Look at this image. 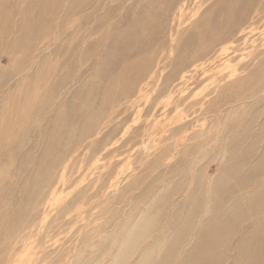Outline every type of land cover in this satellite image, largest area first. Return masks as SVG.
I'll return each instance as SVG.
<instances>
[{
    "label": "bare ground",
    "instance_id": "bare-ground-1",
    "mask_svg": "<svg viewBox=\"0 0 264 264\" xmlns=\"http://www.w3.org/2000/svg\"><path fill=\"white\" fill-rule=\"evenodd\" d=\"M97 1L70 0L67 4L66 0H0V57L6 51L7 60L15 61L14 70L4 69L0 75V164L6 163L7 153L2 152L4 146L12 147L14 140L20 139V149L26 147L37 129L33 121L30 135L24 134L27 111L23 107L31 103L32 97H46V101L40 105V112L45 108L48 111L47 104L53 98L55 99L51 107L58 97H61L60 103L65 104L64 100L70 89L61 96L60 93L70 85L75 78V70L78 69L77 64L72 67H66V64L75 55L82 37L89 33L92 22V16L88 15L83 22L80 21V16L89 11ZM185 1L135 0L127 5L128 0H104L97 9L96 12H101L105 6L111 5L109 10L98 18L94 31L91 32L92 36L85 40L83 71L74 86H70L72 98L65 112V125H61L62 122L59 121L63 105L59 104L53 125L46 126L44 132L42 130L45 134L49 130L46 148L40 153L41 157L36 161L37 166L35 165L33 173L21 187L20 198L15 199L14 195L9 194L8 205L7 201H4L9 207L5 210L1 208L3 212L0 214V222L11 219V223L3 248L6 253L0 258V264H15L18 260V264H46L47 259L52 256V252L47 251L43 257L26 262V256H19L18 247H24L23 250L27 253L32 246L26 243L29 236H22V233L36 222L38 208L43 205V201L47 203L52 185L62 180L66 186L70 184L65 179L66 172L58 178L55 171L62 166L67 171L74 161L71 160L67 165L68 157L77 150L76 147L83 140L100 133L97 130L101 116L106 115L108 121L113 123V111L117 106L115 103H121L138 92L141 80L148 73L147 67L144 66L145 60L146 63L151 60L148 50L150 46L145 47L149 39L143 37L141 29L146 26L156 29L157 24L162 23V27L167 25L166 30H172V35L177 33L173 40L176 45L172 46V62L168 65L174 69L167 75L160 73L161 90L155 95L152 104L145 107L147 115H151L158 107V99H166L165 94L184 71L197 66L202 59L214 53L216 31L228 38L223 40L224 44L237 35L248 33L247 30L251 29V26L258 25L262 19L259 16L264 11V0H243L241 5V0ZM40 2L42 4L38 6ZM259 2L262 3L257 9L256 4ZM64 6L68 7L66 14L62 15L60 37L51 46L50 43L56 40L53 31L58 28L57 21ZM166 7L169 11L168 19L164 18ZM119 15L120 19L117 20ZM32 16H35V24L32 23ZM174 24L176 28L174 26L173 29ZM183 25L188 26L180 29ZM32 30L35 35L31 39L32 47L29 49L27 43L31 40H27ZM262 33L264 34V31ZM248 42L249 40L242 36L232 50H225V54L227 51L243 52L235 57V64L227 68L223 82L221 80L222 84L217 93L214 92L217 94L215 101L211 100L212 104L210 102L209 107L205 109V112L209 113L214 112L215 107L223 109L229 106L226 115L229 111L228 119L233 121V116L240 110L236 121H232L229 127L225 125L227 135L222 137L216 133L214 137L201 143L184 146L181 144L175 154H170L171 146H168L166 153L162 148L159 151L156 149L154 153L157 155L149 156L148 166L132 175L126 187L117 192L111 206L105 207L100 213H86L85 221L90 218L89 215H92V221L95 218L101 220L107 217L112 207L117 206L109 218L80 234L82 246L76 251L73 259L69 260L68 256V245L72 244L70 242L51 264H97L100 261L99 264H264V152L260 159L249 167L264 141V38L252 48L248 46ZM102 52L103 58L96 64L92 75L89 72ZM29 59L30 65L27 64ZM15 72L18 73L10 79L9 76ZM23 72L25 74L8 87L9 83ZM58 73L62 75L58 83L52 80V77L49 81V76L56 78ZM81 82L80 87H77ZM60 84L64 85L62 89L58 86ZM147 87L150 88L151 84ZM240 88L243 94L238 92ZM179 90L180 93L185 92V88ZM193 91L189 90L183 98H179L175 104V112H179L188 98L197 96L193 95ZM143 98H137L133 108L147 104L148 100L143 102ZM168 98L170 100L166 105L171 107L175 99L169 96ZM198 104V101H192L189 108ZM249 116L251 120H248ZM137 117L134 118V125L140 123ZM260 118L263 121L257 130L254 124ZM129 119L125 117L121 124L107 132L99 142L98 139L97 142L92 141L93 154L105 150L109 144L107 142L123 129ZM191 122L172 128L170 135L167 134L166 138L162 136L161 139L175 140L177 133L188 128ZM154 124H158V121ZM211 124L214 126L213 122ZM61 131L65 135H60ZM220 139L222 140L219 141ZM61 140L65 143L64 147L61 146V152H58ZM246 145L247 148L243 150ZM31 157L32 154L27 153L22 158L20 169L14 173L15 185H18L21 174L29 168ZM219 158L216 172L208 180V167L204 165ZM164 165L166 167L161 169ZM71 167L69 173L76 174L77 168L74 164ZM102 169V172H105L102 178L87 183L78 193L73 188L72 199L59 211V217L72 212L80 216L84 211L82 207H85L87 202L97 201L101 193L104 195L103 190L107 184L105 181L108 182L113 171L107 170L105 166H102ZM87 178L85 179L84 174L85 182ZM12 186L14 185H8ZM2 195L0 191V201ZM42 196L44 197L39 200ZM108 196L109 194L106 200ZM235 197L237 200H234ZM103 203L105 201L99 204L102 206ZM35 209L37 210L34 212ZM4 217L5 219L1 220ZM56 219L52 223H44L45 238L58 226ZM248 222L249 226L245 225ZM78 231L71 228V232ZM43 239L39 240L40 243ZM92 239L99 240L102 245L101 248L100 245L90 248L94 253L89 255L88 263L85 257L88 255L87 247ZM234 240L236 244L233 246ZM112 243L115 244V249H112Z\"/></svg>",
    "mask_w": 264,
    "mask_h": 264
},
{
    "label": "rangeland",
    "instance_id": "rangeland-1",
    "mask_svg": "<svg viewBox=\"0 0 264 264\" xmlns=\"http://www.w3.org/2000/svg\"><path fill=\"white\" fill-rule=\"evenodd\" d=\"M103 1L104 0H98L97 3L92 8L89 9V11H87V12L85 11L80 16L81 22H83L88 15L92 16V22L90 23V29L88 31L89 33L82 37V40L80 41V44H79V46L75 52V55L67 62L68 64H66V67H69V66L72 67L75 64H77L78 69L75 70V73H74L75 78L73 79V81L70 83V85L65 90H63V92L61 91V93H60V96H61L62 94H64L65 92H67L70 89V92L65 97V100H64L65 104L60 103L61 97H58L57 102L54 105H52V107H51V104L54 102V99H55V98H53L47 104L48 105V111H47V108H45L42 110V112H40V105L46 101V97H43V96L37 97V98L32 97L30 100L31 103L29 105L23 107V109H25V111H27V115H26L25 120H24V127H25V133L24 134H25V136L30 135L29 130L31 128L33 121H35V126L37 127L36 131L32 134L31 139L28 142V144L26 145V147H23L22 149H20V146L22 145V143L20 144V142H21V141H19L20 139H16V140H14L15 143L13 144L12 147L4 146L2 148V152L7 153V154H6V163L2 162L0 164V180L2 181L0 183V191L3 194L2 195L3 198H1L2 201H0V214L3 212V210H5L6 208L9 207V206H7L9 203V194L14 195L15 199L20 198L21 187L24 185L25 180L33 173V170L35 169V165L37 166L36 161L39 160L43 150L46 148V143L48 141V138H47L48 135L47 134H48L49 130L47 131L46 134L43 132H44V129L46 126L50 127L51 125H53L55 118H56L55 113H57V111H58L57 109H58L59 104L60 105L63 104V105H61L62 107L60 109L62 114H60L59 121H60V123L62 122L61 125L62 124L65 125V121H64L65 112L68 108V104L70 103L69 101L72 98V95H71L72 89L71 88L77 82L81 72L83 71L82 70L83 59H84L83 49L85 46V40H88V37L92 36L91 32L94 31V27L97 24L98 18H100L101 14H103V13L105 14L111 6L108 4L107 6H105V8H103L101 10V12H96L97 9L100 7V5L103 3ZM134 1L135 0H128L127 5L134 3ZM188 1L189 0H186L185 3L186 2L188 3ZM242 1L243 0L240 1V5L243 3ZM66 2L68 4L70 2V0H66ZM261 3L262 2H259L258 4H256L257 9ZM40 4H42V2H40L38 6H41ZM110 4H113V3H110ZM127 5H125V6H127ZM262 5L264 6V2L262 3ZM67 7L68 6H64V8L62 10L63 12L60 15V19L57 21L58 22L57 23L58 28L56 27V29L53 31V35L56 38V40H53L50 43L51 46L53 43H55L56 41L59 40L60 33H61L60 27H61V22H62V18H63L62 15L66 14ZM125 8L123 9V12L125 11ZM177 11H178V9H177ZM263 12L259 16L262 19L258 23V25L251 26L252 28L247 30L248 33L240 34L241 36L237 35L233 40H229V41L225 42L224 43L225 45L223 44V40L228 39V38H226L225 35H223V36L220 35L221 34L220 31H216L217 34L214 33V43L212 42L213 45L215 46L214 47L215 50H214V53L210 55L211 59H210V57L205 58L206 60L202 59V62L200 61L197 66H194V67L188 69L187 71H184L181 74V77L178 78V80H176L175 82H173L172 86L170 87V90L167 91V93L165 94L164 98H166V99H162L163 97L161 99H158L159 100L158 101V103H159L158 107L155 108V111H153L151 113V115H147L148 113L145 110V107L150 106L152 104L155 95H157L158 92L161 90L160 85L162 84V81H161L160 73H164V75H167L169 72H171L174 69V67H170L168 65L172 62V58H173L172 57V52H173L172 46L176 45V43L173 40L177 36V33L172 35L171 34L172 30H170V29L166 30L167 25H165V27H162V23L157 24L158 26L156 29H155V27H152V26H150V27L146 26L145 29H141V33H142L143 37H145V39H149L148 42H146L145 47L150 46L148 50L150 52L149 58L151 60L149 63H146V60H145L144 66L147 67L148 73L146 74V77L143 78V80H141L139 87H138V92H136L135 94L130 96L129 99H124L121 103L118 102L119 104L115 103V105H117V106L114 107V111H113L114 113L112 116V118H113L112 120H115L113 123L108 121V117L106 115H103L104 117L101 116V119L99 121V129L97 130V132L98 131L100 132L99 133L100 136H99V134H95L93 137H90L88 139L83 140L82 143L78 147H76L77 150L74 151V153L68 157L67 165L71 160H74V161L70 164V167L67 169V171H65L64 166H62L60 169L55 171V173H58V178L61 177L63 172H66L65 179L68 180L70 182V184L66 186V184H64L65 181L62 180L60 183H56V184L52 185V188L50 191L51 196L49 195L47 203H46V201H43V205L38 208L39 215L36 216V222H34L32 227L30 226L31 228L30 227L27 228L28 230L26 229V231L24 233H22V236L23 235H25L26 237L29 236L26 240V243L28 245L32 246V249L26 253L23 250L24 247H21V248L18 247L17 252H19V256H22V257L26 256L25 261L27 262V260H31V259L36 260L37 258H41L44 256V254L47 251H50V252H52V256L47 259L46 264H51V261H53V259L55 260V258L60 254V252L65 250L66 246L70 242H72V244L70 243L68 245V248L70 249V253L68 256H69V260L73 259V257L76 254V251L79 249V247L82 246V243H81L80 238H79V237H81L80 234L85 229L86 230L92 229V227H94L95 225L104 221L105 218H109V216H111L112 211H114L113 209H115L117 206L112 207L108 213L109 215L107 214V217H105L101 220L99 218H95L92 221V219H91L92 215H89L90 218H86V221H85L84 218L86 217L85 216L86 213H88L89 211H90L89 213H92V214L94 211H97V213H100L102 211V209L103 210L105 209V207L111 206V203L114 201L115 195L118 194L119 192H121L126 187V185L129 183V180L132 177V175H134V173L137 172L138 170L141 171L142 168H145L148 166L149 156L154 155L157 150L159 151L160 148H162L166 153L168 151V146H169V148L171 146L172 151L170 152V154L171 153L175 154L174 153L175 150H177L181 144H183V146H184V145H193L194 143H198V142L201 143L202 141H206L210 137H214V134H216V133H218V135H221L222 137L227 135V131L225 130V125H226V127H229L233 121L231 119H228V116L230 115L229 111H228V115H226L229 106H226L223 109H222V107H219V106L215 107L214 106L215 107L214 112L209 111V113H206L205 109H207L209 107L211 100L215 101L214 98L217 96L216 91L218 90L220 84H222V82H223L222 78L225 76L227 68H229V67L231 68L232 65L235 64L234 62H236L235 57L237 55L242 54V52H243L242 51V52L237 53L236 51L235 52L234 51H230V52L227 51L225 54V50L227 48L232 50L231 48H233L237 45V43H236L237 40L240 39V37H242V36L245 39L249 40V42L247 44L251 48L255 44H257V42H260L262 37L264 38V34L262 33L264 31V13ZM164 13H165L164 18L168 19L169 11L167 10V7H166V9H164ZM176 16H177V14H176ZM174 18H175V16L173 17V19ZM119 19H120V15L117 17V20H119ZM154 19L156 21V17ZM165 21H166V19H165ZM32 23L35 24V16H32ZM251 24L252 23H250V25ZM174 26L176 28V24L173 25V29H174ZM185 26L187 27L188 25H183L180 27V29H183ZM152 33H153V35H152ZM154 34H156V36H154ZM28 35L29 36H28L27 42L29 40L33 39V37L35 35V31L32 30ZM151 38H152V40H151ZM219 39H220V41H219ZM27 45H28V48L30 49L32 47V40L29 41L27 43ZM241 46L243 48V45H241ZM101 50H103V49L101 48ZM6 54H7V52L5 51L4 55L2 57H0V75L4 69L9 68V71L14 70V68H13L14 64L13 63H15V61L7 60ZM103 55H104V53L102 52L99 59L95 60L93 66L89 72L90 74L93 75L95 68H96V64L100 60H102ZM40 57L41 56L38 57V60L41 59ZM68 58H70V55H68ZM61 63L63 64V62H61ZM27 64L28 65L31 64L30 59L28 60ZM17 73L18 72L12 73L9 76L10 79L14 75H16ZM24 74L25 73L23 72L19 77L13 79L9 83L8 87H11ZM60 75H61V73H58V77H56V78H54L52 75L49 76V81L51 80V77H52V80H55L56 82L59 81V79L61 80L62 75L61 76ZM221 80H222V82H221ZM81 84H82V82L77 84V87H80ZM148 84L149 85L151 84L150 88L147 87ZM58 86L61 89L64 87V85H62V84H60ZM70 86H71V88H70ZM134 88H133V90H134ZM180 88H182V89L185 88V90H184L185 92L180 93L179 92ZM242 88H240L238 90V92H240ZM7 89L8 88H6V90ZM136 90H137V88H136ZM189 90L190 91L194 90L193 95L196 94L197 96L195 98L194 97L188 98L185 101L184 105H182L180 107L179 112H175L174 111L175 104H177L179 101V98H183L184 95ZM153 91H155V93ZM214 92H216V93H214ZM228 93H230V91H228ZM240 93L243 94L244 92H240ZM2 94H4V93H2ZM54 95H56V90L54 92ZM140 96L144 97L143 102H147V100H148L147 104L142 102L143 104L142 105L140 104V107H137L138 109L133 108V106L135 105L134 101H136L137 98H139ZM168 96L172 97L171 99H175V102L172 103L173 105H171V107H167L168 105H166L168 103V100H170L169 98L167 99ZM192 101H198L199 104L197 106H195L194 108L190 109L189 106L192 103ZM164 102H165V104H163ZM211 104H212V102H211ZM45 106H46V104H45ZM140 110H141V113L139 114ZM109 111L110 110H108V112ZM184 112H186V113H184ZM239 114H240V110L238 111L237 115L233 116L234 121H236L235 119H237ZM125 117H129L130 119L125 123L123 129L120 130L117 135H115V137L112 139L113 141L111 140V141L107 142V144L109 143L108 147H106L105 150L103 149L102 151H100L99 152L100 154L99 153L93 154L94 147H92L93 145L91 142L92 141L97 142V139L99 142V139L101 137L103 138L107 132H109L116 125L121 124L124 121ZM136 117L140 119V123L138 125L137 124L134 125V122H135L134 118H136ZM176 118L178 119V121ZM227 119H228V121H227V123H225ZM248 120H251L250 116H249ZM157 121H158V124L155 125L154 123ZM262 121H263V119L260 118L254 124V126H255V128H257V130L260 129V127L262 125V123H261ZM104 122L106 125H104ZM189 122H191V123L188 126V128L179 131L176 135L175 140L173 138H168L169 140L166 139V141L164 140V138H166L167 136L170 135V130L172 128H176L179 125L187 124ZM212 122L214 123V126H213V124H211ZM39 123H40V125H39ZM47 123H48V125H47ZM38 125H39V127H38ZM129 127H131V128H129ZM211 128H214V129L211 130ZM42 130H43V132H42ZM63 130H65V128H63ZM42 133L44 134V136ZM36 135H38V136H36ZM60 135H65V133L62 132ZM162 136L164 137L163 139H161ZM65 139H66V137H65ZM62 140L60 141L61 144H60V148H59L58 152H61V148L64 147L65 142ZM221 140L222 139H220L219 141H221ZM173 141H174V143H173ZM112 142H114V143H112ZM262 143H264V141ZM262 143L260 144V148H259V151H258L256 157L251 161V164H249L250 165L249 167L254 165L256 163V161H258L260 159V157L262 156V153L264 152V144H262ZM246 148H247V145L244 147L243 150H245ZM143 151H144V153H143ZM148 151H150V152H148ZM27 153L32 154V157L30 160L31 162L29 164V168L27 169V171L25 173L21 174L18 185H15V181L13 180L14 173H15V171H18L20 169L22 158H24V155ZM155 155H157V154H155ZM142 156H145V157H142ZM141 157H142V160L140 159ZM143 158L145 160H143ZM166 161H167V159H166ZM142 162H143V164H142ZM219 163H220V158L215 160V162H213V163L204 165L205 167H208L207 173H206L208 180L216 172V169H217V166L219 165ZM72 164H74V166L77 168V171L75 172L76 174L69 173V172H71L70 169L73 167V166L71 167ZM140 165H142V166H140ZM102 166H105L107 168V170L112 169V171H113L108 182H107V180L105 181V183H107V184L105 186V189L103 190L104 195H102V193H101V197L97 201H94L92 203H91V201L87 202V204H85V207H82L84 211L81 212L82 214L80 216L78 214H75L74 212H72V213H67L68 215L66 214L62 217H59V215H60L59 211H61L65 207V205L69 202V200L72 199V196L74 194L72 191L73 188L75 189V192L78 193V191L81 190L87 183L89 184V182H91V181H97L99 179V177L102 178L103 174L105 173V172H102L103 171ZM165 167H166V165H164L161 169H164ZM84 174H85V179L87 178L86 176H88L87 182L84 181ZM3 178H4V180H2ZM12 181H13V184H12ZM162 182H163V180L160 182V184ZM9 184L14 185V186L8 187ZM174 184H176V181ZM165 189H166V187H164V190ZM108 194H109V196L106 200V197ZM43 197L44 196L39 197V200H41ZM56 199H58V200L50 202V200H56ZM234 200H237V198L235 197ZM4 201H7V205H5ZM103 201H105V203H103L101 206V204H99V203L103 202ZM48 202H50V203H48ZM44 203H46V204H44ZM18 207H19V205H18ZM1 208H4V209L2 210ZM36 210L37 209H35L34 212ZM14 212H16V210ZM55 218H57L55 223L58 226L55 227L50 232L48 237L45 238L44 236H45L46 228H45L44 223L45 222L47 224L52 223L55 220ZM3 219H5V217L1 218V220H3ZM70 222H72V224H69ZM10 223H11V219L10 220L8 219V221L4 220L3 222H0V252L2 253V254H0V258H3V256H5V253H6L3 250V248L5 246L6 237L8 234ZM249 224H250V222L246 223L245 225L249 226ZM71 228L74 231L75 230H79V231L75 232V233L71 232ZM243 231H244V229H243ZM30 232H31V235H29ZM41 239H43V241L40 243L39 240H41ZM98 242H99V240H97V239H92L89 242L91 244H89L88 245L89 247H87L88 255L85 254L86 255L85 261L88 262V260L90 259L89 255L94 253V252H92V250H90L91 247L95 248V246L100 245L99 248H101L102 243L100 244V242L99 243ZM235 244H236V240L233 241V246ZM111 247H112V249H115V244L112 243ZM21 250H23V251H21ZM112 252H113V250H112ZM232 254L235 255V253H232ZM107 257H108V255L106 256V258ZM19 261L20 260L16 261L15 264H18ZM88 263H90V262H88ZM99 263H97V264H99Z\"/></svg>",
    "mask_w": 264,
    "mask_h": 264
}]
</instances>
